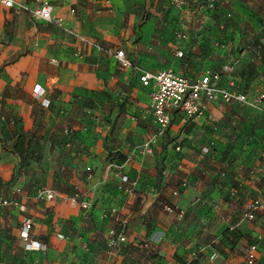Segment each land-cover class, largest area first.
Here are the masks:
<instances>
[{
    "label": "crops",
    "instance_id": "0c3cea01",
    "mask_svg": "<svg viewBox=\"0 0 264 264\" xmlns=\"http://www.w3.org/2000/svg\"><path fill=\"white\" fill-rule=\"evenodd\" d=\"M178 1L16 0L14 7L0 3V191L3 196H10L9 201L13 203L8 206L13 205L18 211L21 224L18 232L19 236L24 234V250L36 256L32 264H247L245 255L250 243L264 238V231L259 228L264 216L256 223L241 222L245 206L253 198L251 183L264 173L261 159H256L252 166L249 162L232 163L225 160L219 147L213 148L218 143H205L201 150L210 146L212 153L190 176V186L179 197H174L173 192L181 185L185 171L177 166V172L172 174L169 169L167 176L158 178L155 186L144 189L146 163L156 162V158L148 156L143 165L137 159L127 161L133 148L125 153L122 163L125 171L139 180L138 193L126 195L116 177L103 174L110 147L107 140L109 143L112 130L103 125L110 115L117 116L115 107L121 102L120 97L110 95L129 84L121 76L117 51L124 50L131 62L139 54L152 57L168 48H174L177 56L181 50L200 53L206 46L214 52H229L230 48L222 41L233 22L226 25L222 16L230 4L209 20L210 28L201 34L200 15L192 14L189 5L181 6ZM240 1L256 3L257 10L263 4L261 0H233L234 12L246 22L250 18L245 14L246 9L237 6ZM46 2L53 5L54 15L61 22L50 23L34 15V10ZM184 19L188 21L187 26L182 22ZM182 38L186 40L181 41ZM191 39H203L206 45ZM231 62L226 58L223 70ZM170 68L180 72L175 66ZM125 69L135 70L137 78L143 71L154 73L135 64ZM206 69L201 75L188 77L198 79L208 70L224 73L211 62ZM235 75L237 85L251 98L264 94H252V90L242 86L238 63ZM139 83L143 87L140 78ZM229 83L230 77L224 74L220 86L229 87ZM38 86L45 90L42 99L38 98ZM147 91L149 105L150 90ZM44 100L51 102L49 107ZM231 108L213 106L211 115L216 122L204 126L202 131L192 125L204 133L230 116ZM146 113L152 117L148 107ZM94 122L96 127H89ZM153 122L157 127L154 119ZM133 124L131 121L121 139L135 131ZM176 125L185 127L178 117L171 128ZM69 130L71 135L67 134ZM20 136L31 142L28 152L39 157L38 160L22 162L14 153ZM118 143L116 140L111 146ZM161 151L163 148L159 145L157 153ZM198 156L192 163L185 160L187 167H192ZM218 160H224L222 173L227 176L222 179L221 173L220 178L227 187L221 192L222 187L215 185V191L206 200L198 195L206 190V185L196 182L195 174L206 173V165ZM89 166L96 168L91 181H87ZM154 168L158 169L156 165ZM39 187L58 190L62 199H37ZM155 190L161 191L157 200L153 194L144 195ZM78 193L93 203L90 210L82 208V200L76 206L69 200ZM196 193L191 205H206L207 215L203 213V216H208L207 219L199 213L194 215L195 211L190 213L191 207L184 206ZM169 204L185 209L186 217L179 220L175 213L167 212ZM112 208H118L119 212L104 217V211ZM123 219L129 221L128 242L112 249L109 232L112 229L120 232ZM234 226L237 231L231 232ZM206 233L213 235L212 241L206 240ZM25 235L39 243L40 248L27 250ZM145 243L150 246L145 247ZM262 249L259 264H264V240Z\"/></svg>",
    "mask_w": 264,
    "mask_h": 264
},
{
    "label": "rangeland",
    "instance_id": "374dc122",
    "mask_svg": "<svg viewBox=\"0 0 264 264\" xmlns=\"http://www.w3.org/2000/svg\"><path fill=\"white\" fill-rule=\"evenodd\" d=\"M203 2L205 0H201V3ZM261 2L263 4L258 10L256 9V3L254 5L245 4L246 1L245 3L243 1L237 3V6L241 9L247 10L245 14H248L250 18L248 22L239 13L234 12L233 0L229 3V10L224 15L222 14L223 16L221 15L226 25L230 21L233 22L227 38L223 40L224 42L222 41L225 46L230 48L226 54L214 52L211 47L207 48L206 46V50L200 53H184L183 56H177L174 48H168L152 57H145L139 54L132 62L143 70H149L154 73L175 66L181 73L193 77L201 75L204 70H207L206 67L209 62L214 68L222 71V66L227 58L234 63H238V78L242 86L244 85L252 90V94L264 92V0H261ZM178 3L181 6L183 4L189 5L192 14H198L200 18L211 15L210 11L206 9L195 13L194 10L197 8L198 3L194 1L179 0ZM176 8L178 9V7L175 6V11ZM220 11H216L214 14L222 13ZM228 11L231 13V17L227 16L226 13ZM251 21L254 22L253 25H251ZM182 22L187 26V20L184 19ZM200 25L203 26L201 34H204L210 28L209 23H200ZM184 40L186 39H181V41ZM191 41L206 45L203 39H191ZM207 59L208 63L205 62ZM205 63L207 64L204 66ZM121 73L123 80L128 81L129 84L124 85L120 92L110 95V97H120L121 102L115 107L117 116L112 118L110 115L103 125L112 129L109 143L107 140V146H110L107 149V159L113 157L115 155L113 153L116 151L120 154V159L123 160L125 153L130 148L142 145L153 133L157 132L153 117L146 113L148 107L147 89L140 85L135 70L125 69L121 66ZM233 116H237V118H231ZM131 121L134 122L135 131L126 136V138L121 139L122 133L130 126ZM95 125L96 123L94 122V125L90 124L89 127L95 128ZM91 129L90 131L94 132L96 136V131L93 128ZM116 140L119 143L115 146L113 145L114 147L111 146ZM215 142L219 145H213V148L219 147L225 156V160L236 164L249 162L252 166L256 163L254 162L256 159H261L264 167V114L259 111H252L249 107H233L231 108L230 116L221 121L219 125L211 126L204 133L193 125H188L184 128H179L176 125L166 133L164 142L161 145L164 149V154L159 157L166 156L167 166L172 174H175L180 158V154L176 152L177 145H181L187 152L183 159L188 163H192L198 156L203 144L212 145ZM223 163L224 160H218L214 164H207L206 173L199 172L195 174V181L203 182L206 185V190H203L201 194H194L190 201H186L184 206L191 207L190 213L195 211L194 215L199 213L201 217H204L203 213L207 212L206 205H191L197 194L208 200L216 189L215 185H217V188L222 187L221 192L226 189L227 185H225L226 187L223 186L224 183L220 178V174L224 170ZM146 165L148 166L145 170L147 175L142 181V185L144 189H150L157 184L158 178L162 176V173L158 167L159 170L154 168L156 162L147 161ZM134 174L136 173L134 172ZM30 185H33V183H30ZM9 197L3 196L0 191V264H32L36 256L32 253H26L24 250V234L19 236L18 232L21 227V224L18 223L19 215L16 213L18 211L13 205H2L4 200L10 199ZM9 217L10 221L8 220ZM207 217L205 216L206 219ZM9 223L10 228L8 227ZM259 228L264 231V221H262ZM14 229H17V233H14ZM206 235V240L212 241L213 238L211 236L213 235L210 236L208 233Z\"/></svg>",
    "mask_w": 264,
    "mask_h": 264
},
{
    "label": "built area",
    "instance_id": "2783aa9c",
    "mask_svg": "<svg viewBox=\"0 0 264 264\" xmlns=\"http://www.w3.org/2000/svg\"><path fill=\"white\" fill-rule=\"evenodd\" d=\"M0 3L6 7H14L16 0H0ZM230 0H208L203 3L198 2L195 13L201 12L204 9L210 11L211 15L201 18L200 23H209V20L214 17V12L221 10L228 6ZM24 8L28 7L23 5ZM22 6V8H23ZM75 13V11H72ZM227 12V11H226ZM227 16L231 17V13L228 11ZM34 15L47 22H61L62 19L57 18L54 15V7L49 2L43 3L37 9L34 10ZM225 26V24H223ZM183 50L178 53V56H183ZM120 65L124 68H130L133 66L132 62L126 56L124 50H119L115 53ZM236 64L234 62L228 63L223 72H216L208 70L198 79H191L188 76L181 74L174 68L162 70L158 73H150L143 71L139 74L140 82L143 87L150 90L148 111L151 113L155 123L157 124V132L153 133L148 140L140 146L133 148L130 152L129 160H138L143 165L148 156H154L160 143L165 139L166 133L171 129L173 122L178 117L181 119L183 125H196L202 129L204 126L211 122H216L213 115H211V109L215 105L231 106V107H249L250 109L259 110L264 113V94L259 97L251 98L247 91L240 89L236 83ZM230 77L229 87L220 86V81L223 75ZM38 98L42 99L45 90L40 86L37 87ZM46 107H49L51 102L49 100L43 101ZM89 131V130H88ZM72 131H67L68 135H71ZM176 152L180 154L178 160L179 169L185 171L184 178L181 185L177 190L173 192L174 197H179L184 190L190 186V176L200 167L204 162V159L212 153L210 146L202 148L200 155L192 167H187L183 157L187 154L185 149L181 145L176 146ZM116 157L114 159H108L104 169V176L116 177L119 181V188L126 195H135L139 192V180L133 179L132 176L125 171V164L119 163L117 159L120 157L118 152L114 153ZM169 172L168 168H162V175L167 176ZM87 181L93 180L96 175V168L89 166L86 168ZM226 173H222V179H225ZM107 182V181H105ZM250 193L253 195L251 201L245 206V212L241 222L256 223L261 216H264V173L259 179H254L251 183ZM237 189V188H235ZM236 193L237 190H234ZM153 194L156 200L161 195V191L155 190L151 192H144L145 196ZM37 199L41 201H56L62 199V194L54 189L48 187H39L36 189ZM83 193H78L69 200L74 206L82 200L81 206L84 210L88 211L93 207V203L87 199H84ZM200 201V200H199ZM13 202L4 200L2 205L7 206ZM219 210V209H218ZM166 211L169 213H175L176 218L183 220L187 211L180 208L177 204H169L166 206ZM118 208H112L110 211H104V217H108L110 214H117ZM223 220H226L222 217ZM122 230L119 232L116 229H112L109 232L110 247L116 248L119 243L128 242L126 230L129 227L128 219L121 220ZM30 229V225H28ZM231 232L237 231V227H231ZM26 249L29 251H36L40 248V244L32 242L29 235L24 237ZM264 238H259L257 242L250 243L245 260L247 264H259L263 257L262 242ZM149 243H145V247H149Z\"/></svg>",
    "mask_w": 264,
    "mask_h": 264
},
{
    "label": "trees",
    "instance_id": "16d2710c",
    "mask_svg": "<svg viewBox=\"0 0 264 264\" xmlns=\"http://www.w3.org/2000/svg\"><path fill=\"white\" fill-rule=\"evenodd\" d=\"M164 142V140L160 143V146L162 145V143ZM31 142L27 140V138L25 136H20L18 139V143L14 149V153L18 156H20L22 162L27 161L28 163H30L31 161H35L38 160L39 157L29 154L28 152V148L30 147ZM164 149L163 151H161L160 153H156L154 155V157L156 158V167H158L160 169V172L162 173V168H168L167 164L168 161L166 160V156L164 155L163 157H159L160 155L164 154ZM116 157V155H113V157L108 158V159H114ZM117 161L119 163H122V160L120 159V157L117 159ZM178 166V165H177ZM169 169V168H168Z\"/></svg>",
    "mask_w": 264,
    "mask_h": 264
}]
</instances>
